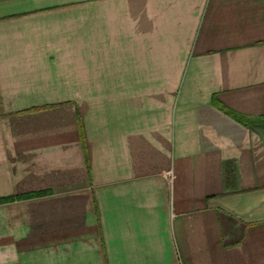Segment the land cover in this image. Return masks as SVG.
<instances>
[{"label":"crops","instance_id":"crops-1","mask_svg":"<svg viewBox=\"0 0 264 264\" xmlns=\"http://www.w3.org/2000/svg\"><path fill=\"white\" fill-rule=\"evenodd\" d=\"M0 264H264V0H0Z\"/></svg>","mask_w":264,"mask_h":264},{"label":"trees","instance_id":"trees-1","mask_svg":"<svg viewBox=\"0 0 264 264\" xmlns=\"http://www.w3.org/2000/svg\"><path fill=\"white\" fill-rule=\"evenodd\" d=\"M228 113H230L232 116H234L235 118H237V119H240V121L241 122H243L245 125H247V126H250V125H252L254 122L252 121V120H248V119H246V118H243L242 116H240V117H238L237 115H235L234 113H232V112H229L228 111Z\"/></svg>","mask_w":264,"mask_h":264}]
</instances>
